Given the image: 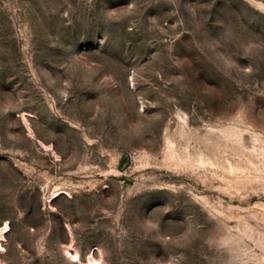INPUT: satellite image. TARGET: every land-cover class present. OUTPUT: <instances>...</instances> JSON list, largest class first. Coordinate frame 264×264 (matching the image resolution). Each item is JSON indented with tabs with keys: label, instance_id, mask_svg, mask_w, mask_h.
I'll return each instance as SVG.
<instances>
[{
	"label": "rangeland",
	"instance_id": "rangeland-1",
	"mask_svg": "<svg viewBox=\"0 0 264 264\" xmlns=\"http://www.w3.org/2000/svg\"><path fill=\"white\" fill-rule=\"evenodd\" d=\"M6 223L0 264H264V0H0Z\"/></svg>",
	"mask_w": 264,
	"mask_h": 264
},
{
	"label": "bare ground",
	"instance_id": "bare-ground-1",
	"mask_svg": "<svg viewBox=\"0 0 264 264\" xmlns=\"http://www.w3.org/2000/svg\"><path fill=\"white\" fill-rule=\"evenodd\" d=\"M62 191L58 190L54 193V196L60 194ZM8 223H6L3 227L0 228V241L2 239H4L3 234L6 232V230L8 229ZM71 258H73L74 260L78 259V253L75 251L73 254H71Z\"/></svg>",
	"mask_w": 264,
	"mask_h": 264
}]
</instances>
